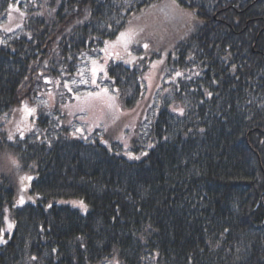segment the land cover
Masks as SVG:
<instances>
[{"label": "trees", "instance_id": "trees-1", "mask_svg": "<svg viewBox=\"0 0 264 264\" xmlns=\"http://www.w3.org/2000/svg\"><path fill=\"white\" fill-rule=\"evenodd\" d=\"M159 1L48 0L15 32L0 29V121L55 82L69 84L135 12ZM177 1L197 22L169 54V69L181 70L171 95L128 147L140 159L99 130L72 135L45 108L25 139L0 128V156L34 173L40 196L18 206L15 177L0 175V264H264V0ZM158 56L108 65L123 109L142 99ZM72 198L88 212L57 202ZM6 208L12 233L3 231Z\"/></svg>", "mask_w": 264, "mask_h": 264}, {"label": "rangeland", "instance_id": "rangeland-1", "mask_svg": "<svg viewBox=\"0 0 264 264\" xmlns=\"http://www.w3.org/2000/svg\"><path fill=\"white\" fill-rule=\"evenodd\" d=\"M0 0V5H1ZM48 0H12L8 1L6 7L7 13L1 15L0 13V29L5 32H15L16 29L21 27V20L23 14L29 13V10L33 6H41L46 9ZM197 22V16H195L191 9L184 7L177 0H161L150 6L143 8L133 14L130 24L126 29L121 32L127 33L130 29L135 33L125 46L124 41L120 38V33L115 39L106 41L101 48L100 53L104 54L99 56V62L104 60L106 51L110 54V64L112 61H125L128 63H135L140 58H150L156 54L158 57L154 58L145 74V94L142 99L138 101L136 106L130 110H119L115 104V101L107 99L104 92L96 90L94 82L88 85L94 90L93 95L88 96V100L83 104L89 106L91 109L102 114L101 117L111 123L108 134L120 135L117 136V140L127 149L125 151L129 159H140L142 153H134L128 150L131 146V142L146 130V126L152 123L159 113V109L166 102V97L171 95L172 84L176 78L181 74V70H170L168 66V57L174 47L179 41H181L185 35H187L195 26ZM147 44L148 47H144ZM139 45L142 47L143 52L137 53L133 51V47ZM179 74V75H178ZM94 75V74H93ZM106 77H103L105 81ZM100 84V83H99ZM102 86V84H100ZM105 87V86H104ZM65 85L59 82H55L54 86L49 90L41 92L40 99L36 102H24L22 106L17 108L19 111L14 110L11 114L15 119L10 120L9 116L0 121L1 131L5 132L6 137L9 133L12 134V142L25 139L31 132H39L36 129L37 126V113L41 108L55 111L52 115L60 124L73 126L79 123V117L77 116V109L79 102L73 96L67 95V97H61L60 93L71 94L70 91H64ZM99 93V95H95ZM74 98V101L70 102V99ZM69 100V102H68ZM25 106L31 109V112L25 110ZM169 109L181 114L183 105L171 104ZM143 124V126H142ZM142 126V130H141ZM73 128V127H72ZM136 132V129H138ZM72 130V129H71ZM20 132H23V137L20 136ZM103 134V138H106L107 133L104 130L100 131V135ZM126 135V136H125ZM2 134H0V140ZM105 143H109L106 138ZM12 159L17 161L19 167L14 166L11 163ZM19 159L12 153H4L0 156V175L12 174L15 177L18 191H17V204L23 206L27 203H37L40 196L31 191V184L36 177L34 173L23 172L20 169ZM30 176L31 180H21V177ZM21 197L23 203H21ZM60 204L69 205L72 208L79 209L83 214L87 213L89 206L78 198L72 199H59ZM12 227L9 228L8 225ZM4 233H12L13 222L11 219L10 209L5 210V224L3 228ZM7 238V237H6ZM4 235L0 236V245H3L7 239ZM106 264H121L118 259L110 260Z\"/></svg>", "mask_w": 264, "mask_h": 264}, {"label": "crops", "instance_id": "crops-1", "mask_svg": "<svg viewBox=\"0 0 264 264\" xmlns=\"http://www.w3.org/2000/svg\"><path fill=\"white\" fill-rule=\"evenodd\" d=\"M102 55H104V54L100 53V55H98L95 58L90 59L88 61V63L86 64V70L88 73V81L91 83L94 82V84H95L94 88L100 92L105 93L104 90L107 89V92L105 93L107 99H111V100L115 101L117 108L119 110H122L123 108H122L116 94L113 93L108 87L100 86V84H99V82L101 80H103V77L107 76L106 74H107L108 62L110 61V57H111L110 54L108 53V50H107L104 60H102L100 63L98 57L102 56ZM94 88L92 90H94ZM88 93H92V91L87 90V91L82 92V93H74L73 94V97L76 99H77V96L80 97L79 100L77 99L79 102V107H78L77 113H76L77 116L79 117V123L76 127V132H74V134L85 136V137H90L96 131L104 130L107 133V135H106L107 139L111 138V137H112V139H116L117 136L122 137L120 135L108 134L111 123H108L107 120H104V118L101 117L102 114L99 112V110L95 111V110L91 109L89 106L83 104L85 101L88 100V98H87ZM73 97H72V99H70V102L74 101ZM68 102H69V100H68ZM78 129H80V131H77ZM101 136L103 138V134ZM106 138H103V139L105 140Z\"/></svg>", "mask_w": 264, "mask_h": 264}, {"label": "snow or ice", "instance_id": "snow-or-ice-1", "mask_svg": "<svg viewBox=\"0 0 264 264\" xmlns=\"http://www.w3.org/2000/svg\"><path fill=\"white\" fill-rule=\"evenodd\" d=\"M134 34H135V33H134L131 29H130L127 33H125V32H121V33H120V38L124 41L125 46H127L128 41L131 39V37H132ZM144 47H148V45L145 44ZM178 75H179V74H178ZM104 91H105V93H106V92H107V89H105ZM92 95H93V93H88V94H87V96H89V97L92 96ZM95 95H99V93H96ZM77 99L79 100L80 97L77 96ZM25 110L28 111V112H31V111H32L31 109H28L27 106H25ZM180 111L182 112L183 110L181 109ZM77 131H80V129H78ZM23 135H24L23 132H20V136L23 137ZM7 139L10 140V141L14 139L11 133L8 134ZM9 159H11V163H12L14 166L19 167V165L17 164V161H16L15 159H12L11 157H9ZM25 179H27V180H31L32 177H30V176L21 177V180H22V181L25 180ZM21 203H23V198H22V197H21ZM8 227L11 228L12 225L9 224Z\"/></svg>", "mask_w": 264, "mask_h": 264}]
</instances>
